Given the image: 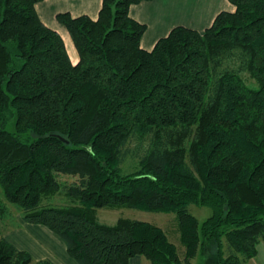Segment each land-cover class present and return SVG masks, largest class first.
I'll list each match as a JSON object with an SVG mask.
<instances>
[{"label": "trees", "instance_id": "1", "mask_svg": "<svg viewBox=\"0 0 264 264\" xmlns=\"http://www.w3.org/2000/svg\"><path fill=\"white\" fill-rule=\"evenodd\" d=\"M43 1L0 0V264H54L5 239L9 205L76 264H248L264 244V0H228L203 32L176 26L150 50L128 11L151 0L57 14L75 64ZM102 208L173 214L183 257L157 226L100 223Z\"/></svg>", "mask_w": 264, "mask_h": 264}, {"label": "crops", "instance_id": "2", "mask_svg": "<svg viewBox=\"0 0 264 264\" xmlns=\"http://www.w3.org/2000/svg\"><path fill=\"white\" fill-rule=\"evenodd\" d=\"M100 6L101 0H44L39 3L37 10L42 21L50 20L56 24L55 29L65 44L66 39L70 40L69 35L56 21L55 15L69 12L73 17L86 15L95 19ZM55 8L62 9L52 12ZM233 10L228 0H151L130 6L128 13L132 19L146 25L140 44L143 49L150 50L158 39L165 37L176 26L203 32L220 12ZM68 54L75 64L77 55ZM5 239L18 250L27 252L36 262L49 260L54 264H76L67 254L61 240L43 226L23 222L18 229L10 231ZM139 260L136 256L130 260V264H138ZM248 264H264L263 243L257 245V254Z\"/></svg>", "mask_w": 264, "mask_h": 264}, {"label": "rangeland", "instance_id": "3", "mask_svg": "<svg viewBox=\"0 0 264 264\" xmlns=\"http://www.w3.org/2000/svg\"><path fill=\"white\" fill-rule=\"evenodd\" d=\"M60 9L62 8H55L54 10H52V12H55V11L58 12ZM40 18L42 20V17ZM43 22L48 27L57 31V29H55L57 28L56 24L51 23L50 20L43 21ZM65 46H66V50H68L70 54L76 55V50L73 46L71 39L70 40L66 39ZM130 167H131L130 163L124 164V168H130ZM69 182H71V180H69ZM53 203L57 204L58 206L70 204L69 201L65 203V199L63 195H58L56 199L53 200ZM8 210L10 212L9 213L10 216L5 218L3 222L5 227L4 229L2 228L3 232H5L4 236H6L10 231L18 229L20 227V224L23 223L21 220V213L17 208H14L11 205H9ZM188 212L193 217H195L200 224L211 215V210L209 208L198 207L195 205H189ZM96 216H97V220L100 223L106 224V225H113L119 219H129V220L141 221V222H145V223L157 226L166 233L170 242H172L177 247L179 258L181 259L183 257L184 249L181 247L180 242H179V233L177 230L175 216L173 214L152 213V212L139 211V210L128 209V208H114V209L113 208H102V209L97 210ZM137 257H139L140 259L138 264H150L145 258L141 256H137ZM203 259L204 258L201 256V254L198 253L197 256L191 260L190 264H203L204 262ZM132 264H136V262H132Z\"/></svg>", "mask_w": 264, "mask_h": 264}]
</instances>
